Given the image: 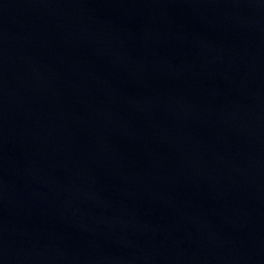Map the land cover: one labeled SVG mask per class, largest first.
Returning <instances> with one entry per match:
<instances>
[{
	"label": "water",
	"instance_id": "obj_1",
	"mask_svg": "<svg viewBox=\"0 0 264 264\" xmlns=\"http://www.w3.org/2000/svg\"><path fill=\"white\" fill-rule=\"evenodd\" d=\"M0 264H264V0H0Z\"/></svg>",
	"mask_w": 264,
	"mask_h": 264
}]
</instances>
